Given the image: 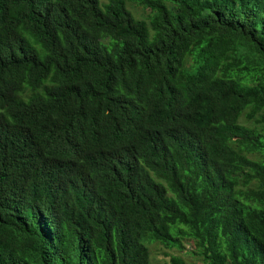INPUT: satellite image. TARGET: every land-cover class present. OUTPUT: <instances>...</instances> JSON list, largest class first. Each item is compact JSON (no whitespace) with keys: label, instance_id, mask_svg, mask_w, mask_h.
<instances>
[{"label":"trees","instance_id":"obj_1","mask_svg":"<svg viewBox=\"0 0 264 264\" xmlns=\"http://www.w3.org/2000/svg\"><path fill=\"white\" fill-rule=\"evenodd\" d=\"M131 1L0 0V264H264V0Z\"/></svg>","mask_w":264,"mask_h":264},{"label":"rangeland","instance_id":"obj_2","mask_svg":"<svg viewBox=\"0 0 264 264\" xmlns=\"http://www.w3.org/2000/svg\"><path fill=\"white\" fill-rule=\"evenodd\" d=\"M131 7L142 16L145 12L139 0L130 2ZM181 247L169 246L158 241L147 242L151 252V264H178L173 262V258L183 261V264H206L198 254L200 249L189 237L181 238Z\"/></svg>","mask_w":264,"mask_h":264},{"label":"bare ground","instance_id":"obj_3","mask_svg":"<svg viewBox=\"0 0 264 264\" xmlns=\"http://www.w3.org/2000/svg\"><path fill=\"white\" fill-rule=\"evenodd\" d=\"M126 1H127V4H128L129 0H126ZM52 120H54V118H52ZM65 152L68 153L70 155V159H72V156H73L75 150L71 151L70 149H65ZM42 164H44V161H42ZM41 167L42 166H40L38 168H41ZM56 170L61 172L62 176H67L70 173L71 169L69 167V163L66 161L63 153H61V155L58 157V160H57V163H56Z\"/></svg>","mask_w":264,"mask_h":264},{"label":"clouds","instance_id":"obj_4","mask_svg":"<svg viewBox=\"0 0 264 264\" xmlns=\"http://www.w3.org/2000/svg\"><path fill=\"white\" fill-rule=\"evenodd\" d=\"M2 108H3V107H1L0 110H1ZM184 237H188V236H184ZM181 238H182V237L179 238V242H180V244L182 245V243H181ZM189 238L192 239L191 237H189ZM192 240L194 241V239H192ZM153 242H154V241H153ZM194 242H195V241H194ZM195 244H196V243H195ZM181 245H180V246H177V247H181ZM196 246H197V245H196ZM197 247H198V246H197ZM198 248H199V247H198ZM198 254H200V251L198 252ZM173 259H178V258H173Z\"/></svg>","mask_w":264,"mask_h":264}]
</instances>
